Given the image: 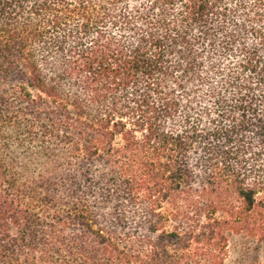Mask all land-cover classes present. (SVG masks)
Listing matches in <instances>:
<instances>
[{
  "label": "trees",
  "instance_id": "16d2710c",
  "mask_svg": "<svg viewBox=\"0 0 264 264\" xmlns=\"http://www.w3.org/2000/svg\"><path fill=\"white\" fill-rule=\"evenodd\" d=\"M0 264H228L264 241V0H0Z\"/></svg>",
  "mask_w": 264,
  "mask_h": 264
},
{
  "label": "rangeland",
  "instance_id": "374dc122",
  "mask_svg": "<svg viewBox=\"0 0 264 264\" xmlns=\"http://www.w3.org/2000/svg\"><path fill=\"white\" fill-rule=\"evenodd\" d=\"M19 81L18 77L0 83V93ZM228 264H264V241L248 236H235Z\"/></svg>",
  "mask_w": 264,
  "mask_h": 264
}]
</instances>
